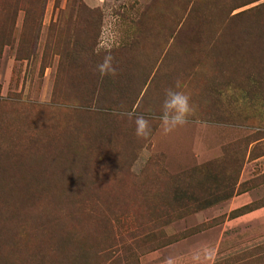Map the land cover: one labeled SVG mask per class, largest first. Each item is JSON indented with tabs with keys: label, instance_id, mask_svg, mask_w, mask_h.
Here are the masks:
<instances>
[{
	"label": "rangeland",
	"instance_id": "rangeland-1",
	"mask_svg": "<svg viewBox=\"0 0 264 264\" xmlns=\"http://www.w3.org/2000/svg\"><path fill=\"white\" fill-rule=\"evenodd\" d=\"M168 259L264 264V0H0V264Z\"/></svg>",
	"mask_w": 264,
	"mask_h": 264
},
{
	"label": "clouds",
	"instance_id": "clouds-1",
	"mask_svg": "<svg viewBox=\"0 0 264 264\" xmlns=\"http://www.w3.org/2000/svg\"><path fill=\"white\" fill-rule=\"evenodd\" d=\"M96 71L103 77L115 76L116 68L114 66V57L109 53L104 55L102 61L96 65ZM180 84L177 82L175 88L165 90V98L161 107V114L158 117L161 122V128L164 134H170L189 123V117L193 113V107L190 103V96L183 91H178ZM112 115L118 119H126L135 126V135L138 139L147 141L151 135V123L144 115H136L134 112L119 108H114ZM147 153L142 154L144 163L147 162ZM141 161L138 159L130 169L133 172L138 171V165ZM165 264H174L172 259L165 261Z\"/></svg>",
	"mask_w": 264,
	"mask_h": 264
}]
</instances>
